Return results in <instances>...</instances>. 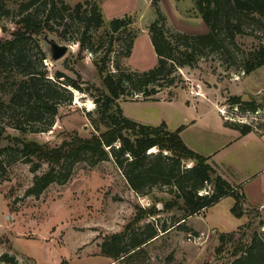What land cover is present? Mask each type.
I'll return each instance as SVG.
<instances>
[{"label":"rangeland","instance_id":"374dc122","mask_svg":"<svg viewBox=\"0 0 264 264\" xmlns=\"http://www.w3.org/2000/svg\"><path fill=\"white\" fill-rule=\"evenodd\" d=\"M23 1L7 3L10 15L0 10V39L11 37L17 30L16 14ZM61 1L74 7L85 0H55L58 7ZM92 1L103 5L106 22L100 29L90 30L84 49L78 41L83 28L77 18L65 15L64 20H58L62 23L58 25L56 22L54 30L45 35L51 42L70 47L60 61L53 62L50 58L43 61L47 78L56 80L55 72H63L66 83L76 82L82 90L65 85L72 94L71 103L62 98L53 124L49 125L50 117L46 114L37 132L22 134L8 125L14 122L9 116L0 119L4 136L54 147L74 133L90 137L96 131L97 104L88 89L93 86L103 88L95 64L99 55L109 48L112 35L108 34L107 23L113 18L130 16L132 29L138 35L128 59L121 57L127 36H113L120 42L117 41L115 53L108 63L110 69L113 70V62L120 57L121 64L133 70L147 71L155 66L154 49H150L147 35L140 33L148 32V26L156 19L153 0ZM173 1L158 2L170 30L188 34L208 32L192 0H176L181 15L176 13ZM37 13L38 19L44 18L42 5ZM243 29L245 36L235 39L234 44L222 35L225 49L205 50L195 68H179L174 86L163 89L156 96L159 101H121L124 115L139 123L158 126L167 122L171 128H178L181 124L191 128L194 121L200 126L201 115L202 121L220 117V109L231 120L229 123L240 121L264 131V66L249 75L241 68L243 58L251 49L259 43L264 46V20L258 25L246 19ZM41 46L48 52L44 38ZM92 46L96 53L89 49ZM34 65L41 70L37 61ZM11 75L18 77L16 71ZM232 97H240L243 103H254L258 108L256 111L230 108ZM90 101L92 108L89 107ZM89 112L91 116H88ZM21 122L23 127H28ZM8 143L4 141L2 147ZM6 147L13 149L5 150L3 154L7 166L0 179V256L4 253L16 256L18 264H61L62 261L70 264H233L238 258L233 253L237 247H249L255 234L264 240V207H244L243 216L237 218L231 213L235 199L226 197L201 214L188 217L185 222L179 221L184 216L179 208L144 218L134 227V232L138 235L147 225H154L160 236L129 258L113 262L102 256V243L111 235L125 231L140 210H148L152 205L161 210L162 205L172 198L167 188L135 193L113 159L108 158L93 165L89 161L79 162L66 181L50 184L39 196H28L26 193L33 186L34 177L46 172L48 164L36 157L28 163L13 144ZM157 151L153 148L150 152ZM36 164L39 167L32 172ZM192 165L193 162H184L185 168ZM64 167H69V162ZM164 227L165 232L162 231ZM230 234L233 239L228 238ZM221 235H225L223 242L220 241Z\"/></svg>","mask_w":264,"mask_h":264},{"label":"trees","instance_id":"16d2710c","mask_svg":"<svg viewBox=\"0 0 264 264\" xmlns=\"http://www.w3.org/2000/svg\"><path fill=\"white\" fill-rule=\"evenodd\" d=\"M10 1L13 0H0V10L6 15L11 13L7 8ZM192 1L199 18L208 28L207 33L188 34L170 30L167 18L158 6L159 0H153L156 19L148 26V34L157 63L147 71L133 70L123 66L120 61L121 57L128 59L131 56L138 35L132 29V18L125 15L108 21V34L112 35L109 48L99 55L95 64L103 88L93 86L88 89L97 104L96 131L90 137L74 133L60 145L50 147L49 144L30 142L24 138L4 136V127L0 129V179L6 173L7 166L3 154L5 150L13 149L6 147L9 143L21 150L26 162L32 163V158L36 157L48 164L46 172L34 177L33 186L26 193L28 196H39L50 184L66 181L79 162L89 161L93 165L108 158L113 159L135 193L145 194L153 188H167L172 198L162 205L161 210L157 205L140 210L125 231L111 235L102 243V256L113 262L129 258L160 236L159 229L154 225H147L138 235L134 232V227L144 218L156 216L160 211L182 209L184 216L179 221L185 222L188 217L201 214L218 201L231 196L235 199L231 213L237 218L244 214L243 195L220 175L211 157L201 155L186 145L180 135L183 126L172 131L165 122L158 126L139 123L127 118L120 105L121 101H159L156 96L163 89L174 86L179 68H195L207 49H225L222 35L229 38L231 44L238 37L245 36L243 26L246 19L258 25L264 20V0ZM41 5L45 16L38 19L37 11ZM65 15L80 21L83 32L78 41L83 49L90 30L100 29L106 22L102 8L92 0L79 2L74 7L62 1L58 7L55 0H24L18 5L17 30L11 37L0 39V119L5 120L9 116L14 122L8 125L22 134L37 132L46 114L50 117L49 125L53 124L62 98L68 103L72 101V94L65 85L82 90L76 82L66 83L65 73L56 71V80H53L47 78L43 70V61L50 56L41 46L42 39L48 31L54 30L56 22L58 25L62 23L58 20H64ZM120 35L127 38L123 42L122 56L113 62L112 70L108 63L115 53L117 41L120 42L113 36ZM31 44L33 47H30ZM89 49L96 53L93 46ZM35 61L41 70L34 65ZM263 66L264 46L259 43L243 58L241 68L249 75ZM14 71L18 74L17 78L11 75ZM230 101V108L237 110L256 111L258 108L254 103H243L240 97H232ZM88 116H91L90 112ZM21 121L28 127H23ZM225 121L242 135L255 130L251 124ZM4 141L9 143L2 147ZM153 148L158 151L151 153ZM186 161L193 162V165L185 168ZM68 162L69 167H64ZM38 167L39 164L33 166L32 172H36ZM162 231L167 229L164 227ZM228 238L233 239V234ZM220 241H225V235H221ZM233 253L238 257L233 264H264V240L255 234L249 247L240 245ZM0 262L18 264L16 256L9 253L2 254ZM61 264L70 263L62 261Z\"/></svg>","mask_w":264,"mask_h":264},{"label":"crops","instance_id":"0c3cea01","mask_svg":"<svg viewBox=\"0 0 264 264\" xmlns=\"http://www.w3.org/2000/svg\"><path fill=\"white\" fill-rule=\"evenodd\" d=\"M161 2L162 0L160 4ZM173 4L176 13L181 15L182 12L176 8V0ZM100 6L105 14L103 5ZM140 33L147 35L148 44L153 50L148 32ZM202 99L200 97V100ZM219 116L212 120L202 121L203 116L201 115L200 126L194 121L190 124L193 126L191 128L187 124H181L179 127L183 126L184 129L180 135L191 149L201 155L211 157V162L216 166L220 175L240 195H243L245 208L264 207V131L255 129L242 135L238 130L227 125L220 113ZM165 123L169 130L174 131L179 128H171L167 122Z\"/></svg>","mask_w":264,"mask_h":264},{"label":"water","instance_id":"95a60500","mask_svg":"<svg viewBox=\"0 0 264 264\" xmlns=\"http://www.w3.org/2000/svg\"><path fill=\"white\" fill-rule=\"evenodd\" d=\"M44 41L47 44L48 53L50 59L53 62L60 61L67 54L70 48L67 45H62L57 42H51V40H49L47 36H44Z\"/></svg>","mask_w":264,"mask_h":264},{"label":"built area","instance_id":"2783aa9c","mask_svg":"<svg viewBox=\"0 0 264 264\" xmlns=\"http://www.w3.org/2000/svg\"><path fill=\"white\" fill-rule=\"evenodd\" d=\"M236 109V108H235ZM237 110V109H236ZM219 113L223 116V118L225 119V120H228V121H231V120H229V119H227L226 117H225V115H224V113H223V111L222 110H220L219 109ZM234 122V121H233ZM238 123H240V124H248V123H243V122H238Z\"/></svg>","mask_w":264,"mask_h":264},{"label":"bare ground","instance_id":"6f19581e","mask_svg":"<svg viewBox=\"0 0 264 264\" xmlns=\"http://www.w3.org/2000/svg\"><path fill=\"white\" fill-rule=\"evenodd\" d=\"M89 107H90V108L93 107V103H91V101L89 102Z\"/></svg>","mask_w":264,"mask_h":264}]
</instances>
